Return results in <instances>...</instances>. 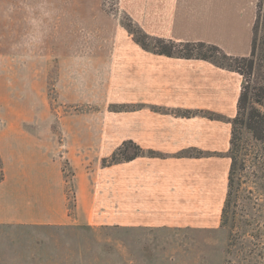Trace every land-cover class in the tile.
I'll list each match as a JSON object with an SVG mask.
<instances>
[{"label": "crops", "instance_id": "0c3cea01", "mask_svg": "<svg viewBox=\"0 0 264 264\" xmlns=\"http://www.w3.org/2000/svg\"><path fill=\"white\" fill-rule=\"evenodd\" d=\"M149 7L146 12L157 23L154 31L132 21L128 9L126 17L151 39L203 42L219 46L228 55H246L233 46L247 32L237 4L151 0ZM136 61L127 76V102L118 104L125 107L119 112L128 117L126 136L103 156L110 157L126 141L144 153L130 162L107 166L102 165L105 158L98 157L99 162L94 160L95 166L86 170L87 157L69 153L76 187L73 217L63 210L62 182L47 178L43 182L48 192L53 187L58 191L56 207L54 195L42 200L45 193L39 192L37 169L18 167L7 174L2 168L0 264H54L55 251L61 249L55 247L58 226L111 227L128 235L151 231L157 236L218 228L229 168L230 120L236 115L242 79L208 61L152 51L142 50ZM66 136L83 139L85 134ZM90 136L118 139L113 133ZM58 170L62 174L60 164Z\"/></svg>", "mask_w": 264, "mask_h": 264}, {"label": "rangeland", "instance_id": "374dc122", "mask_svg": "<svg viewBox=\"0 0 264 264\" xmlns=\"http://www.w3.org/2000/svg\"><path fill=\"white\" fill-rule=\"evenodd\" d=\"M149 1L0 0V175L2 168L7 174L18 167L37 169L39 192L45 193L42 200L54 195L56 207L58 191L53 187L54 193L48 192L43 182L59 180L67 217H73L77 204L69 153L86 156L85 170L93 168L98 157L109 161L103 156L106 150L126 136L128 117L119 112L125 107L118 104L127 102V76L142 51L134 42L142 34L132 21L149 32L156 30L152 13L146 12ZM226 2L237 4L244 17L247 32L233 46L248 56L256 0ZM127 9L132 21L126 17ZM148 41L153 46V39ZM98 132L113 133L118 139L90 136ZM78 133L84 138L67 139ZM246 186L253 221L245 231L254 235L259 228L261 238L246 235L244 242L263 253L264 181ZM56 228L60 234L56 233L55 247L61 249L55 251L54 264H240L235 255L226 254L228 229L220 221L212 232L191 235L183 230L157 236L151 231L128 235L111 227Z\"/></svg>", "mask_w": 264, "mask_h": 264}, {"label": "trees", "instance_id": "16d2710c", "mask_svg": "<svg viewBox=\"0 0 264 264\" xmlns=\"http://www.w3.org/2000/svg\"><path fill=\"white\" fill-rule=\"evenodd\" d=\"M127 30L134 33L132 26H128ZM139 32L142 38H136L134 42L142 50L166 57L208 61L241 77L236 115L230 120L231 131L227 153L229 168L226 177V194L220 212V226L228 229L227 256L235 255L240 264H254L252 260L256 256V263L260 260L262 263L264 249L263 253L261 250L257 253L253 247L246 246L244 236L261 238L259 228L257 233L250 235L246 233L245 226H251V220L253 221L247 207L250 191L246 185L251 181H264V0H256L248 56L228 55L219 46L203 42L176 43L156 38L153 39L154 43L151 46L149 37L140 30ZM218 59L229 64L227 66L219 64L216 61ZM129 149L132 150L130 154ZM143 153L141 148L131 141H126L110 156L109 161L103 159L102 165L130 162ZM119 156L122 158H118ZM1 178L2 175L0 180ZM241 199L244 201L242 206Z\"/></svg>", "mask_w": 264, "mask_h": 264}]
</instances>
